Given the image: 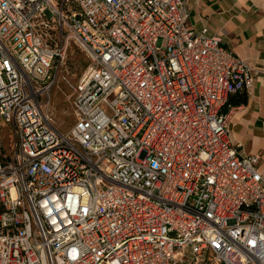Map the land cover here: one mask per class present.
I'll return each instance as SVG.
<instances>
[{"label":"built area","instance_id":"obj_1","mask_svg":"<svg viewBox=\"0 0 264 264\" xmlns=\"http://www.w3.org/2000/svg\"><path fill=\"white\" fill-rule=\"evenodd\" d=\"M262 73L189 0H0V264H264L261 155L222 112Z\"/></svg>","mask_w":264,"mask_h":264},{"label":"crops","instance_id":"obj_2","mask_svg":"<svg viewBox=\"0 0 264 264\" xmlns=\"http://www.w3.org/2000/svg\"><path fill=\"white\" fill-rule=\"evenodd\" d=\"M189 5L196 27L221 35L228 49L263 72L247 101L233 106L230 138L245 152L261 155L264 173V0H189Z\"/></svg>","mask_w":264,"mask_h":264},{"label":"rangeland","instance_id":"obj_3","mask_svg":"<svg viewBox=\"0 0 264 264\" xmlns=\"http://www.w3.org/2000/svg\"><path fill=\"white\" fill-rule=\"evenodd\" d=\"M65 62L61 65L60 78L50 91L51 102L49 104L50 114L54 117L56 125L63 131H67L75 121L72 111L74 95L73 85L86 71L88 58L74 45H70ZM3 145L9 148V131L6 127L1 129Z\"/></svg>","mask_w":264,"mask_h":264},{"label":"trees","instance_id":"obj_4","mask_svg":"<svg viewBox=\"0 0 264 264\" xmlns=\"http://www.w3.org/2000/svg\"><path fill=\"white\" fill-rule=\"evenodd\" d=\"M248 99V93L246 92H242V93H234L232 94L226 104L222 107V112L227 114L231 108H233L234 105H240L244 102H246ZM2 211V209H0V212Z\"/></svg>","mask_w":264,"mask_h":264}]
</instances>
